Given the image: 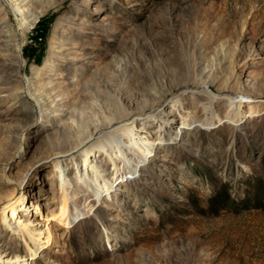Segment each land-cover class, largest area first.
I'll return each instance as SVG.
<instances>
[{
  "label": "rangeland",
  "instance_id": "374dc122",
  "mask_svg": "<svg viewBox=\"0 0 264 264\" xmlns=\"http://www.w3.org/2000/svg\"><path fill=\"white\" fill-rule=\"evenodd\" d=\"M261 205L264 0H0V264H264Z\"/></svg>",
  "mask_w": 264,
  "mask_h": 264
},
{
  "label": "bare ground",
  "instance_id": "6f19581e",
  "mask_svg": "<svg viewBox=\"0 0 264 264\" xmlns=\"http://www.w3.org/2000/svg\"><path fill=\"white\" fill-rule=\"evenodd\" d=\"M21 1L23 2V1H25V0H21ZM23 17H25V16H23ZM56 54H59V55H56ZM56 54H55V55L53 54L56 58H62V56L60 55L61 53H56ZM49 83H50V82H49ZM48 95H49V93H48ZM39 97L42 98L41 95H39ZM46 104H47V103H42V106H45ZM41 110H42V109H41ZM57 115H58V114H57ZM72 121L75 122V120H73V119H72Z\"/></svg>",
  "mask_w": 264,
  "mask_h": 264
},
{
  "label": "trees",
  "instance_id": "16d2710c",
  "mask_svg": "<svg viewBox=\"0 0 264 264\" xmlns=\"http://www.w3.org/2000/svg\"><path fill=\"white\" fill-rule=\"evenodd\" d=\"M260 197H261V194H260L259 192H257V193H256V197H255V201L260 203V201H259V198H260ZM229 201H230V200H229ZM260 204H261V203H260ZM260 207L264 209V205H261Z\"/></svg>",
  "mask_w": 264,
  "mask_h": 264
}]
</instances>
